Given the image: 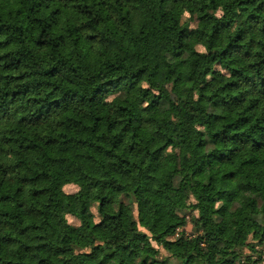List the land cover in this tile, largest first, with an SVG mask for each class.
I'll return each instance as SVG.
<instances>
[{
	"label": "trees",
	"instance_id": "trees-1",
	"mask_svg": "<svg viewBox=\"0 0 264 264\" xmlns=\"http://www.w3.org/2000/svg\"><path fill=\"white\" fill-rule=\"evenodd\" d=\"M263 245L264 0H0V264Z\"/></svg>",
	"mask_w": 264,
	"mask_h": 264
},
{
	"label": "rangeland",
	"instance_id": "rangeland-1",
	"mask_svg": "<svg viewBox=\"0 0 264 264\" xmlns=\"http://www.w3.org/2000/svg\"><path fill=\"white\" fill-rule=\"evenodd\" d=\"M72 177V174H69V175H67L66 176V178H65V182H64V184H63V190L65 191V192H71V191H73L74 190V186H73V184L70 182V178ZM188 219V218H187ZM67 221H69L71 224H74L77 228H78V226H77V221L74 219V218H72V217H70V216H67ZM100 225V224H99ZM184 229H185V232L187 233V232H190V230H191V224L190 223H186V225H185V227H184ZM77 230H79V228L77 229ZM262 248L264 249V245L262 246Z\"/></svg>",
	"mask_w": 264,
	"mask_h": 264
}]
</instances>
